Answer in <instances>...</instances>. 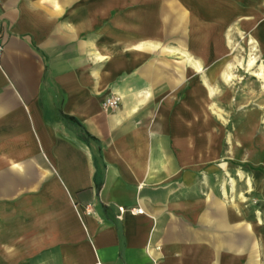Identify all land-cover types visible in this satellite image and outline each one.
<instances>
[{"label":"crops","instance_id":"0c3cea01","mask_svg":"<svg viewBox=\"0 0 264 264\" xmlns=\"http://www.w3.org/2000/svg\"><path fill=\"white\" fill-rule=\"evenodd\" d=\"M240 39L264 0H0V264H264Z\"/></svg>","mask_w":264,"mask_h":264},{"label":"rangeland","instance_id":"374dc122","mask_svg":"<svg viewBox=\"0 0 264 264\" xmlns=\"http://www.w3.org/2000/svg\"><path fill=\"white\" fill-rule=\"evenodd\" d=\"M234 47V54L228 60L233 64L234 70L227 72L230 84L238 83L239 86L235 87L233 112H253L256 115V135L253 137L259 146L260 141L264 142V54L246 39L237 40ZM251 57L255 58V63L248 66L249 61L253 60ZM240 116L242 118V115ZM241 118H236L234 122L241 121ZM231 122L230 118L225 119L226 124Z\"/></svg>","mask_w":264,"mask_h":264},{"label":"built area","instance_id":"2783aa9c","mask_svg":"<svg viewBox=\"0 0 264 264\" xmlns=\"http://www.w3.org/2000/svg\"><path fill=\"white\" fill-rule=\"evenodd\" d=\"M2 47H3V44L2 42L0 41V51L2 50ZM119 104V98L117 96H109L107 97L102 105L105 109H112V108H115L117 105ZM137 211V210H136ZM93 264H100L98 261H96L95 263Z\"/></svg>","mask_w":264,"mask_h":264},{"label":"bare ground","instance_id":"6f19581e","mask_svg":"<svg viewBox=\"0 0 264 264\" xmlns=\"http://www.w3.org/2000/svg\"><path fill=\"white\" fill-rule=\"evenodd\" d=\"M249 63L252 64L253 63V60H250Z\"/></svg>","mask_w":264,"mask_h":264}]
</instances>
